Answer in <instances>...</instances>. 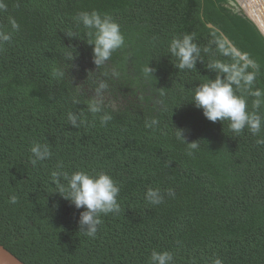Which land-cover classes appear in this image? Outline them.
Returning a JSON list of instances; mask_svg holds the SVG:
<instances>
[{"label":"trees","instance_id":"obj_1","mask_svg":"<svg viewBox=\"0 0 264 264\" xmlns=\"http://www.w3.org/2000/svg\"><path fill=\"white\" fill-rule=\"evenodd\" d=\"M4 2L0 28L11 16L19 30L0 48V246L23 264H148L152 250L172 252L174 264H264V145L247 130L235 135L208 121L191 102L216 78L208 64L219 58L212 41L222 35L261 65L264 87V36L235 2ZM93 10L112 15L125 36L100 67L75 20ZM183 34H194L201 49L191 71L168 52ZM101 81L112 116L105 126L87 108ZM152 119L158 123L146 127ZM193 141L199 147L189 155ZM34 142L46 144L51 159L33 165ZM58 164L69 174L103 170L119 184L121 210L101 216L95 237L79 222L85 209L56 191ZM149 188L162 203L145 199Z\"/></svg>","mask_w":264,"mask_h":264},{"label":"clouds","instance_id":"obj_2","mask_svg":"<svg viewBox=\"0 0 264 264\" xmlns=\"http://www.w3.org/2000/svg\"><path fill=\"white\" fill-rule=\"evenodd\" d=\"M7 5L0 0V12H6ZM75 20L77 26L85 30L87 43L92 47L93 63L100 67L108 62L113 53L125 45V36L121 25L108 13L98 11L79 12ZM19 30V24L14 17H7V27L0 28V48L11 40L14 32ZM194 34L173 36L168 44V52L175 58L176 67L180 70H193L200 57L201 49L194 42ZM212 43L216 45L218 57H213L208 67L217 73L216 78L206 79L192 92L191 102L201 109L203 116L210 122H223L228 130L241 135L247 130L251 135L258 137L256 143L264 145V87H257L258 77L261 76V65L247 53L238 54L220 38ZM222 57V58H221ZM152 69L145 67L143 74L150 77ZM56 77L63 73L54 70ZM114 75L117 73H113ZM108 84L101 81L95 88V95L88 100V111L99 114L100 123L105 126L112 116L105 110V95ZM163 94V93H161ZM67 119L76 126L77 116L71 112ZM158 122L152 119L146 122V127L153 128ZM176 138L184 143L181 132H175ZM189 155L199 147L196 141L187 144ZM31 163L49 160L52 152L46 144L34 142L30 147ZM58 164L52 171V182L62 197L70 200L77 209H85L80 214V224L86 229L85 235L92 238L102 223L101 216L116 214L121 210L118 201L120 186L106 171L90 173L86 170H77L69 174ZM67 182L60 183V177ZM171 194V193H170ZM145 199L154 205H159L163 197L159 189L149 188ZM17 198L12 196L10 203L15 204ZM148 264H174L173 253L168 250H152ZM212 264H223L215 258Z\"/></svg>","mask_w":264,"mask_h":264},{"label":"water","instance_id":"obj_3","mask_svg":"<svg viewBox=\"0 0 264 264\" xmlns=\"http://www.w3.org/2000/svg\"><path fill=\"white\" fill-rule=\"evenodd\" d=\"M238 9L241 10L246 17H248L258 28L261 34L264 36V0H233ZM212 28L211 25H208ZM224 41L229 47H232L234 51H237L229 40L223 36ZM238 54H240L237 51ZM0 264H23L10 252L0 246Z\"/></svg>","mask_w":264,"mask_h":264}]
</instances>
